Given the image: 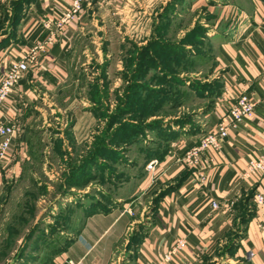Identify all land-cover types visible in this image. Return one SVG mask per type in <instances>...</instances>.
Instances as JSON below:
<instances>
[{
	"label": "crops",
	"instance_id": "obj_1",
	"mask_svg": "<svg viewBox=\"0 0 264 264\" xmlns=\"http://www.w3.org/2000/svg\"><path fill=\"white\" fill-rule=\"evenodd\" d=\"M6 1L0 0V4ZM168 1L85 0L78 20L55 34L49 50L39 55L19 81L15 94L8 100L7 112L21 127L29 120V111L40 109V101L59 95L61 101L69 100L73 105V138L79 145L78 134L83 129H93L99 111L93 107L101 109L97 99L105 88V84L102 87L93 84L84 73L79 75L83 65L79 53L90 50V42L103 53L107 45L117 44L119 53L123 50L118 60L120 74L129 64L131 51H136V55L155 37L158 40L159 10ZM181 1L183 6L185 2L191 4L192 13H210L214 19L209 34L216 43V72L223 87L211 113L210 130L241 93H247L255 102V112L251 119L230 128L219 148L202 150L196 166L188 165L183 154L199 143L201 135L187 137L186 133L173 139L171 149L152 161L140 189L145 195L157 189L160 196L134 247L132 262L159 264L166 253L173 251L178 240L184 238L186 246L167 264H204L209 258L219 257L217 264H264L263 212L256 203V194L264 192V176L244 175L250 161L264 155V0ZM71 2L33 0L25 7L15 38L0 48V81L12 61L23 58L37 40L55 31L54 20ZM46 20H50L49 28L44 25ZM3 37L4 34L0 39ZM112 37L116 40L111 41ZM108 58L103 63L109 68L112 63L109 65ZM153 70L148 78L154 74ZM126 72L123 70V74ZM72 76L73 88L79 87L87 94L77 95L74 89L72 93L68 88ZM118 77L121 87L124 81ZM96 86L100 91L96 92ZM11 107L18 108L19 113ZM15 146L16 155L7 170V178L22 173L28 159L21 131ZM5 179L0 176V193ZM214 201L218 208L213 207ZM135 222L118 210L89 215L73 236V259L79 264H106L114 245L129 233ZM224 245L226 253L218 256ZM129 259L125 258L124 263Z\"/></svg>",
	"mask_w": 264,
	"mask_h": 264
},
{
	"label": "rangeland",
	"instance_id": "obj_2",
	"mask_svg": "<svg viewBox=\"0 0 264 264\" xmlns=\"http://www.w3.org/2000/svg\"><path fill=\"white\" fill-rule=\"evenodd\" d=\"M15 1L0 4L8 11L6 16L0 7L4 15L0 19V36L8 29ZM184 4L181 0H170L159 10L157 36L163 45L158 49L161 66L156 93L132 98L128 106L124 99L128 91V66L133 65L131 56L136 51H131L128 66L119 74L118 60L123 50L119 53L117 44L111 48L107 45L103 53L90 42V50L79 53L83 62L79 75L84 73L99 87L105 84L106 90L97 99L101 109L93 107L99 110L93 129H83L78 134L81 143L78 145L73 138L71 101L50 95L45 102H39V110L29 111V120L20 127L28 159L22 173L6 177L0 193V264H79L73 259V236L89 215L113 210L137 222L114 245L106 264H133L135 246L130 244L131 239L135 233L141 234L151 220L160 196L157 189L147 195L140 189L152 161L171 149L172 130L177 136L186 133L187 137L201 135V138L210 131L211 113L217 102L212 91L215 87L221 91L223 87L216 72V43L209 34L214 19L210 13H192L191 4ZM130 20L132 26L134 19ZM113 40L116 38L112 37ZM107 56L109 65L112 63L109 68L103 63ZM123 70L128 74H123ZM167 71L183 83L165 79L163 73ZM119 75L124 81L121 87ZM71 81L68 88L72 93L74 89L77 95L87 94L86 90L73 88V76ZM153 113L162 121L161 128L147 127L142 132L126 125L118 131L122 121L139 118L141 124L151 122L156 119L151 117ZM223 247L222 252H216L218 256L226 253V245ZM125 258L130 259L124 263ZM219 259L209 258L204 264H217Z\"/></svg>",
	"mask_w": 264,
	"mask_h": 264
},
{
	"label": "built area",
	"instance_id": "obj_3",
	"mask_svg": "<svg viewBox=\"0 0 264 264\" xmlns=\"http://www.w3.org/2000/svg\"><path fill=\"white\" fill-rule=\"evenodd\" d=\"M85 0H72L70 6L59 12L54 20V32L44 38L37 40L25 56L12 61L5 70L0 81V176L8 175L12 160L16 155V140L20 133V127L7 111L8 100L15 94L17 84L29 71L30 67L37 61L40 54L46 53L51 44L54 43V36L60 33L64 27L78 20ZM46 28L50 27V20L44 22ZM15 113L19 109L11 107ZM255 112V102L247 93H241L234 104L230 106L221 121L208 133H206L192 149L184 156V161L190 166H196L202 150L208 147L219 148L222 142L228 137L229 129L236 127L240 122L251 119ZM10 174V173H9ZM246 177L251 175L264 176V155H259L250 161L248 170L244 173ZM203 179V177H201ZM256 203L262 208L264 221V192L256 194ZM213 207L218 208L219 204L213 202ZM186 246V240L180 238L173 251L166 253L159 264H167L177 251Z\"/></svg>",
	"mask_w": 264,
	"mask_h": 264
},
{
	"label": "trees",
	"instance_id": "obj_4",
	"mask_svg": "<svg viewBox=\"0 0 264 264\" xmlns=\"http://www.w3.org/2000/svg\"><path fill=\"white\" fill-rule=\"evenodd\" d=\"M12 2V0H10ZM33 0H16L14 3L15 5V11H13V16L11 17L10 21H9V25H8V29H6V32L4 33V37L0 39V48L4 47L5 45L9 44L11 42V40H13L15 38V34L16 31L18 29V26L21 22V19L23 17V10L25 9V7L32 2ZM0 7L3 8L4 10V15L7 16V10H6V6L0 5ZM3 13H0V19L1 21L3 20ZM0 21V25L2 26V22ZM201 30L202 32L205 30L203 28H197V31ZM163 43L159 42L158 40L154 39L152 42H149V45L143 47L140 51H138V53L134 56H131V63H136V65H129V73H125V75L128 74L127 78L129 80L128 83V91L126 93V97H124V99L126 98L127 101V105L129 106L131 103V99L132 98H140L141 95H143V93H156L157 92V83H158V67L161 66L158 63V60H160V56L161 54L158 53V49H159V45ZM167 46V45H164ZM155 70V73L151 76V77H147L149 75L150 70ZM165 75V79L169 80L172 83H183L182 79H180L177 75H174L171 72H165L163 73ZM147 78L149 79V81L147 80ZM137 80H142L141 82H137ZM220 87H215V89L212 91V93H214L215 95H219L220 94ZM121 109V108H120ZM129 111V110H128ZM121 112L120 110L118 111V113ZM117 113H114V115ZM113 115V116H114ZM151 115V114H150ZM157 114L153 113L151 115V117L156 116ZM125 120V119H124ZM139 120L136 119V121ZM122 121L119 125L120 128H118V131L120 132L122 129V127H125L126 125H128V127H133L135 128V130L140 129V131H144L145 129H148L147 127H149V129L151 128H161L162 125H160L159 123H162V121L157 119L152 120L151 122L147 123V124H141L139 121ZM116 124V123H115ZM118 125V126H119ZM170 135L173 136V139L176 138L177 133L174 132L172 130V132L169 133ZM168 135L166 134V137ZM108 148V146H106ZM104 148V147H103ZM102 148V149H103ZM164 155V154H163ZM5 183H6V179H5ZM164 193V192H163ZM156 201L158 202V200L156 199ZM141 238V234L139 233H135L132 237V242H130V244L132 245H136Z\"/></svg>",
	"mask_w": 264,
	"mask_h": 264
}]
</instances>
